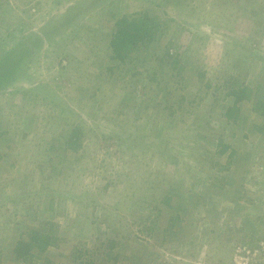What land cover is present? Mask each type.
Listing matches in <instances>:
<instances>
[{
    "label": "rangeland",
    "instance_id": "1",
    "mask_svg": "<svg viewBox=\"0 0 264 264\" xmlns=\"http://www.w3.org/2000/svg\"><path fill=\"white\" fill-rule=\"evenodd\" d=\"M73 8L84 17L59 25ZM143 15L159 24L147 59L117 67L115 22ZM0 63L5 78L20 65L0 83V264L45 221L63 239L47 253L57 264L77 250L112 264L110 239L116 264H264V120L253 102L225 115L232 83L264 94V0H0ZM76 125L74 153L63 137Z\"/></svg>",
    "mask_w": 264,
    "mask_h": 264
},
{
    "label": "trees",
    "instance_id": "2",
    "mask_svg": "<svg viewBox=\"0 0 264 264\" xmlns=\"http://www.w3.org/2000/svg\"><path fill=\"white\" fill-rule=\"evenodd\" d=\"M73 8L68 13L64 14L58 21L59 25L63 24L65 25L69 24L70 26L77 25L76 23L79 22L84 13H80V10H75ZM74 12L80 13L79 16H76ZM71 16H73L71 18ZM78 17V18H77ZM84 17V16H83ZM77 21H74V20ZM159 24L155 22L152 19H149L147 15H143L140 18L137 19H130L129 16H123L119 20L115 22V26L113 28V31L110 34L109 39V47L111 49V58L110 60L112 62L118 61L116 64L117 67L121 66L122 64H126L129 60V56L135 54L134 60L135 62H144V58L142 56L145 55L144 50L150 47L152 44V39L154 38L155 33L158 31L159 28H157ZM49 26V25H48ZM162 30L165 31V24L162 26ZM59 28V27H55ZM81 28V26H80ZM26 41V40H25ZM28 43V42H26ZM25 42L17 44L18 47V55L19 57H25L28 53H30L29 46L26 45L24 47ZM16 47V48H17ZM33 50H37L39 48L38 45L31 46ZM13 51V50H12ZM12 51L10 52L12 54ZM14 52V51H13ZM164 61L169 63L172 66V69L176 70L175 76L181 75L184 67L181 65V60L178 58V55L169 53L168 49L165 51L164 56L162 58ZM4 61H1L3 64ZM0 63V68L1 64ZM4 66H10L4 65ZM115 64L113 68L115 69ZM10 70L6 71L4 73H8L7 78H5L4 75L0 73V83L3 81H7L11 76H15V73L17 72L18 68H20V65L11 64L9 67ZM110 71L112 72V68H110ZM198 75L200 77H203L202 72H198ZM235 83H232L231 88L229 91H227V96H230L233 98L232 105L227 109L225 115L228 119L231 121H238L240 119L241 115V109L238 107L240 103H251L252 104V110L256 112L257 114H260L262 119L264 120V94H259V96H256L257 93H260L261 91H256L254 93H251L250 87L248 86H238L234 87ZM259 87V85H258ZM255 98L253 99V97ZM158 107V106H157ZM170 110V109H169ZM84 136L82 127L80 125H76L72 127L64 137H63V143L67 146V148L74 153L79 152L83 147V139ZM3 137V132H0V139ZM221 149L219 151V154L226 153L227 150L231 148V146L225 144L224 142H221L220 144ZM234 154L231 153V158ZM2 159V155H0V160ZM231 160L228 161V164H230ZM226 169H229V167H224ZM172 198L169 195H166L163 199V203L167 207H171L170 202ZM177 209V205L174 207ZM180 214H176L174 217L171 218L170 221H173L177 223L179 221ZM141 232L146 231V233H153L156 231V226L154 224V221H150V224H141ZM176 232L174 230H167L165 229L163 231L162 239L164 240H170L173 238V235H175ZM24 235V237H23ZM262 235V234H260ZM26 236V237H25ZM260 239V240H259ZM263 239V236L256 237V240L259 242ZM63 239L60 237L59 234V228L55 225L53 221H45L41 222L38 226H30L27 227L26 231L21 234V237L17 240L15 247L13 249V260L17 264H37L38 262L40 264H57L54 260H52L47 253L50 249L59 248L61 242ZM255 241V247L259 246L257 245L258 242ZM257 243V244H256ZM119 241L116 239H110L106 243H102L105 249H108L106 252V255L108 256V261H112V264H116L119 262L121 255L115 254L113 255V250L115 247L119 245ZM253 244V243H252ZM252 245V246H254ZM90 252H83L82 250H77L73 253L74 258L73 261L75 264H95L92 260V254H89ZM59 264V263H58Z\"/></svg>",
    "mask_w": 264,
    "mask_h": 264
},
{
    "label": "built area",
    "instance_id": "3",
    "mask_svg": "<svg viewBox=\"0 0 264 264\" xmlns=\"http://www.w3.org/2000/svg\"><path fill=\"white\" fill-rule=\"evenodd\" d=\"M262 249H264V247H263ZM238 253H239V254H243V256L246 254L247 257H250V256L252 255L250 251H247V253H246L245 248H244V249H242V248H238ZM254 253H255V252H254ZM247 263H248V261L246 262V264H247Z\"/></svg>",
    "mask_w": 264,
    "mask_h": 264
}]
</instances>
